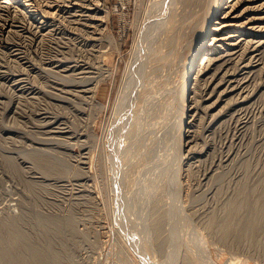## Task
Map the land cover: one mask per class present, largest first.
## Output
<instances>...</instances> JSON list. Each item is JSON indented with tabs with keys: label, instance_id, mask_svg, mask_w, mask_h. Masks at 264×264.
<instances>
[{
	"label": "rangeland",
	"instance_id": "1",
	"mask_svg": "<svg viewBox=\"0 0 264 264\" xmlns=\"http://www.w3.org/2000/svg\"><path fill=\"white\" fill-rule=\"evenodd\" d=\"M102 1L105 2V5L110 10L111 15H110V20L108 22L109 32H111V34L119 42V47L116 48L115 46H113L114 48L113 49L110 44L108 45V41H107L108 39H106L105 42L104 40H102V37L103 36L105 37L107 35L106 33H102V29L101 31L98 30L95 33H90L92 34L93 37L89 38L90 41H84L85 46H81V48L84 47L89 51V52L87 50L85 51L86 56H84L85 59H83V63L87 62L85 63L86 71L82 72L77 76L72 75L73 78L71 77V79L75 78V80H78L80 78L82 79L84 78L87 80L94 76L98 77L99 72L97 70H99L98 64H100L99 63L100 57H98L99 56L98 48H100V50H105V56L108 57L106 58L105 67L108 66L114 67L116 69L115 71H117V76L114 83H112L111 79L107 78L100 85L98 98L103 103L108 104L106 108L100 110H98L99 108L92 101H90L88 97L82 98L86 94L88 95L90 94L89 92L84 94L83 88H86L90 84L87 85L88 83H86V85H84L82 79H80L82 82L80 81L79 85L77 82L75 83L74 81H72L69 84V86L64 85L65 89L72 88L71 90L74 91L72 92L73 94L66 91L62 92L60 91L59 88V86L62 87V85H60V83L58 84L60 80H57L56 75H58L57 74L58 72L55 70L59 68L57 65L61 62L60 58L62 57V53H64L62 51H64L66 48L65 51H68L67 64L73 65L76 63V61L73 60L77 56L72 57V55L70 54L72 52H73L72 54H75V51H78V49L76 48L79 45H81L79 44L75 46L74 44L71 43L70 44L71 48H70L69 45L67 46V43H65L66 41L68 42V40L71 38L70 36L75 37L77 35L76 34L77 31H72L70 29V26L73 25L72 22H68L69 20L68 18L72 17L69 16V14L71 13L70 11L68 13L67 9L66 10L63 9L64 11L61 10L56 13L55 16L57 17V19H55V24L57 23L56 31L58 32L54 31L51 37H49L50 39L48 38V40L51 43L47 41V38L46 41L38 40L39 41L38 42L37 39L33 36V34H31V32L26 30L27 28L25 30H21L20 27H15L20 31L18 34H12V36L14 35L13 37L11 35H10L11 37L10 36L7 37V34L5 36V34L0 33V40L2 39L0 41V44L3 45V47L2 45H0L1 46L0 69H2V71H0V75H1L0 87L1 85L3 87L0 88V99L2 98L0 100V264H37V263L38 264H49V263L50 264H64V263L65 264H149V262L150 264H175V263L185 264L186 261H189L186 264L188 263L202 264L200 257L202 258L205 256L206 258V256L208 255H210L211 257L210 256L209 257L212 258L214 261L216 260V262L219 264H264V213H263L264 197H262L264 196V93H263L264 90H261L262 88H264L263 87L264 64H261V62H264L263 59L264 47H262L264 46V41L257 42L256 44L260 43L259 46L258 45L254 46L255 44L252 43L249 44L248 42H243V44H241V47L244 46L246 47L244 48L240 47L239 55L234 60V63H232L231 70L236 72L237 76L240 75L239 78L241 79V85L243 88L241 90V93H239L238 95L231 94L229 95L230 97L227 96L228 98L224 96V99L227 98L226 101L225 100L223 101L225 104L222 103V101L217 102L218 105L216 103L215 106L209 109L207 106L211 103L213 98L215 99L216 95L214 94L213 98L207 101L208 102L207 106L205 105L206 102H204V99L207 98L208 96L206 95V97L204 96L203 98L202 96L196 95L195 102L197 103H195V106L196 107L198 106L196 108L197 116H195L196 118L194 119H191V117H187V121L191 120L190 126L187 125L188 123L184 124L185 128L190 127V130L194 128V130H192V133L194 134V138L196 137L194 140V142L196 143L193 142L194 145H192L190 150H188L189 153H187L188 151L186 152V150H183L179 153L178 151H176V148H177V144L179 143L178 126L180 124L179 118L181 114V106L178 102H175L172 99V96H170L171 91L168 90L172 85V84L170 85V80H171V73L169 71L171 65L170 60L166 62L167 64H164L165 67L164 65L156 67L155 72L149 74L150 76L148 75L150 78L153 76L151 78L153 80L155 79L154 76L155 77L158 76L155 80L159 79V81H161L164 78L163 81H165L164 82L165 85L163 84V82L159 83L152 90L151 87L152 82H150V85L147 84L148 86L146 85L144 87V89L145 88L147 89L148 87L147 91L146 89L143 90L142 93H140V95L134 92L130 104L126 105V107H124V110L120 111L119 113L121 114V116L125 115L126 117L125 116L122 117L124 119L122 121L117 120L118 122L117 121L115 122L114 120L115 117L112 115L113 114L112 111L114 112L113 109L115 103L114 100L118 92V88L120 85L123 72L132 55L131 54L132 47L135 39L134 25H135L136 13H137L135 11H137L139 4L142 5L141 4L142 1L141 0H102ZM2 12L3 11L0 12V16ZM67 13H68V17H67ZM101 13L104 14V12ZM3 16L1 17L3 18ZM1 17H0V23L3 22V19ZM62 17H64V19H62ZM64 21L66 23L65 25L63 24ZM102 26H105V24L104 25L102 24ZM68 28L70 29V31H68L69 30ZM29 33L34 38L29 36ZM22 35H24L23 38H21ZM56 35L58 37H56ZM30 37L32 38V42L29 41L31 40ZM10 38L11 39L13 38L14 40L12 39L11 40L12 42H9ZM22 39L23 40L25 39L27 43ZM54 39L55 42H53ZM76 40L78 41V39ZM58 43L59 44L61 43L60 44L61 46L58 45ZM39 44L45 46L42 47L40 45L41 46L40 48ZM53 44H55V47H53L54 46ZM106 45L109 48L106 47ZM91 46L92 48H90ZM72 47L74 48V51ZM11 48L12 51L10 50ZM15 48H21L20 50L22 52L20 54L15 55V52L18 51L15 50ZM249 48L250 51L247 50ZM254 49L256 52L254 51ZM37 50L39 51L41 50V51L39 52ZM59 50L61 51V53ZM23 51L25 54L23 53ZM56 51L57 53H55ZM5 53H7V55ZM106 53L108 54L106 55ZM248 53L250 54L248 55ZM29 54H31L32 56ZM48 54L51 56H49ZM246 54L249 56V59ZM35 55L38 56L36 57ZM18 56H20L21 58ZM90 56L92 58H90ZM254 56H256L255 57L256 60L259 58L258 59L259 63L256 60H252L254 59L253 58ZM69 59L70 61H68ZM249 60L250 61L252 60L251 61L252 63L255 61V63L252 64L251 62H248ZM46 61L47 63L49 62L48 63L49 66L47 65ZM245 61L246 64H249V66L246 67L244 66ZM235 62L236 63L238 62V65L235 64ZM12 63L13 64L16 63V65H12ZM33 63L34 64L38 63V64L34 65ZM145 63L146 66L148 67L149 63H147V61L144 62V64ZM91 65L92 67H90ZM234 65H236V67ZM251 65L254 66L252 67ZM258 66L259 67L261 66L260 68L263 69L261 70ZM17 67L19 69H17ZM41 67H43V69ZM45 67L46 68L51 67V69H49L51 71L50 74H48L49 73L48 69H44ZM238 67L241 68V70ZM20 69H22L23 71L21 72ZM156 69L157 70L159 69V72ZM244 69L246 70L245 72L250 75V77L253 76L251 74H254V76L252 77V81L249 79L250 78L249 75L244 73ZM148 70L150 69L148 68ZM164 71H166L165 74H163ZM248 71H251V73ZM10 72L12 73V75ZM42 72L45 74H43ZM24 73L26 74L24 75ZM161 73L163 75H161ZM259 73L262 74L263 77L260 76ZM168 74H170L169 75L170 78L168 77ZM9 75L10 78L13 79L14 81L15 80L19 81L21 79L22 80L21 84L19 85L18 81L16 83V81L14 82L13 80L9 79ZM17 76L19 77L22 76V77L20 78L18 77L17 79ZM23 76H25V78ZM86 76L89 78H87ZM36 77H38V80L36 79ZM149 77L148 79H150ZM35 79L38 82H35L36 81ZM5 80H7L9 84ZM218 80L219 79H217V81ZM49 82L51 84L53 83L54 85L52 84L53 85L52 86L51 84H49ZM166 82L169 83L168 86ZM203 83H205V81ZM247 84L250 85L248 86ZM55 85H56L55 87L56 89L54 88ZM73 85L75 87H73ZM251 85L255 87L254 91H253L254 87H252ZM9 86H11L12 88ZM42 86L47 89L44 90ZM158 86L161 87V89L158 88L156 90ZM250 87L252 88L250 89ZM75 88L79 91H77ZM79 88H81L82 90H80ZM164 88L169 98H167V95L165 96V94H163L165 92V90L163 91ZM9 89L11 91H9ZM15 90H16V94H15ZM41 90L44 91V93ZM46 90L49 91L47 92ZM161 90L163 91L162 94H161ZM145 91L147 93H145ZM6 92L9 94H7ZM31 92L35 93L37 97L34 96V94H32ZM10 93L13 96H10L11 95ZM59 93H61L62 95ZM76 94L78 96L80 95L81 97L80 96L78 97ZM248 94L250 96H248ZM5 95H7V97H5ZM25 95H27L28 98H24ZM58 95H61L62 97H60L59 99ZM64 95H66L67 97ZM150 95L154 97H151ZM246 95L248 96L246 97L247 99L249 97L250 98L248 100L245 98L246 99L245 101V99H242L244 98L242 96H246ZM73 96H75V99ZM11 97L14 99H12ZM19 97L25 100H22ZM32 98L34 100L41 99L42 101L41 100L33 101ZM198 98L200 101L198 100ZM252 98L255 99L254 102ZM26 99H29L30 101H27ZM46 99H48L49 102ZM16 100H18V102ZM72 101L77 105L74 104ZM163 101H167V102H163ZM232 101L235 102L233 103ZM27 102L28 104H30V102L31 103L37 102V103L35 104L36 106L35 105L32 106L33 104L28 105ZM38 102L40 104L42 103L41 104L42 107L41 105H38L39 104ZM43 102H45L46 104ZM67 102L70 103L66 104ZM237 102L239 104H236ZM72 103L74 104V106ZM166 103L170 105L167 106ZM171 103L174 104L172 105ZM140 104L144 106L147 105L148 109L146 108V106L144 107L141 106ZM248 104L252 107L250 108ZM154 105L155 107L157 105L159 106H157L156 109ZM37 106L40 107L37 108ZM82 107H84L86 110L84 108L83 110ZM152 107H154V109ZM245 107H247V109H245ZM125 108H128L127 109L128 112H126L127 110H125ZM149 108L151 109L149 110ZM199 108L201 109L199 110ZM235 108H237L238 110ZM129 109H131V111ZM158 109L159 111H157ZM145 110L147 112L149 111L148 112L149 114L145 112ZM217 110L219 112H217ZM35 111H37L39 114L36 113ZM137 111L140 113L139 115ZM52 112H54L55 114ZM152 112L155 113L154 115H156L157 118L155 119L153 118L156 116H153ZM199 112L202 115H200ZM129 113L130 114L133 113L132 114L133 116L137 113L136 115H138V118L136 122L133 123L134 125L130 126L131 129L132 127L133 129L132 132L130 129L131 132V133L129 132L130 136L128 135L129 134L128 133L127 134L128 139H126L127 138L125 136L126 132L119 130V128L122 126L121 122L125 123V121H129V120L130 122H132V117L131 115H129ZM127 114H128V118H127ZM161 114L164 116V118H160V116L163 117ZM231 114L234 115L232 116ZM246 114L249 115L246 116ZM149 115L150 116L152 115L153 117L151 116L150 118ZM250 115L252 117H250ZM82 117L83 119L84 118L85 119L83 120ZM198 117L200 118L202 117L201 119H203L204 121L203 120L201 121V119L200 118L198 119ZM237 117L239 118L241 117V118L238 119ZM53 118L54 121H51L53 120ZM138 119L140 124L137 122ZM237 119L239 122L237 121ZM59 120H61V122ZM156 120H158L157 123ZM229 120H233V121H229ZM64 121L67 123H65ZM141 121L143 122L141 123ZM159 121L163 123L160 124ZM218 121L221 123H219ZM114 122L116 126L113 125ZM247 122L250 124H248ZM136 123H138L139 125L137 124L138 125L137 126ZM143 123L145 124V126ZM153 123L155 126H153ZM58 124H60V126ZM245 124L248 125H246L245 127L244 126ZM107 125L109 126V128ZM195 125L197 126L196 130H195ZM216 125L218 126L220 125V126L218 127ZM56 126L57 127L59 126L61 128L59 127L57 128ZM139 126L143 128L141 129ZM156 126L161 130H159L158 128L156 129L155 128ZM237 126L239 127L237 128ZM83 127L84 129L85 128L86 129L84 130ZM235 127L237 128V130H235L236 129ZM42 128L44 131L42 130ZM81 128L83 130H81ZM239 128H242L240 129L241 133ZM243 129L244 130L247 129V130H245L244 132ZM71 131H73L74 133ZM112 132L114 133L113 134L114 136L112 135ZM200 132L203 134H201ZM41 133L45 136V138L44 136H42ZM45 134H49V136ZM50 134L53 136H51ZM66 134H68L69 136ZM78 134L81 135L79 136ZM172 134H173V138H172ZM118 135L119 137L121 136L120 140L122 139L123 141L122 140L120 141L118 139L119 138ZM110 136H112L114 140L113 138L111 139ZM238 137L240 138V141ZM132 138L134 139L132 140ZM56 139L58 142L56 141ZM115 139H118L121 143ZM115 141L117 143L119 142V144H121V148H124L125 150L124 149L120 150V145H119V147L115 148V150L113 151V149H111V146ZM46 142L48 144H46ZM55 143L57 145H55ZM86 143L88 144V146ZM82 144L84 146H82ZM123 144L130 146L129 150H127L128 146H126L127 148H125ZM63 145H65L66 147ZM44 146L46 147V149ZM49 146H51L52 148ZM193 146L195 147L197 146V147L195 148ZM40 147L41 148L43 147L44 149H41ZM67 147H70L71 149ZM98 147L100 148V151H98L99 150ZM126 150L128 152L131 151L130 156H128L130 153H128ZM201 150H203V152H201ZM112 151L114 152V154ZM117 151L118 153H116ZM79 152H81L82 156L78 154ZM107 152L108 153L110 152V154H108ZM72 153L73 155H71ZM190 153H192L191 154L192 156H190ZM90 154L92 157H90ZM194 155L195 157H193ZM120 156L122 158H119ZM90 158L92 159L90 160ZM197 158L199 159L196 160ZM178 159L179 160L181 159L180 160L181 162ZM117 160L118 162H116ZM119 160L121 163L119 162ZM83 162L86 163L87 165L83 164ZM47 163L50 164L48 165ZM119 166L121 167L119 168ZM175 168L178 170H176ZM124 169L127 171H125ZM177 171L179 174L177 173ZM85 172L87 173L84 174ZM119 172L124 174L125 176L124 175L122 176V174H120ZM176 173L178 175H176ZM205 174L208 175L207 178H206L207 175ZM111 177H113V179ZM176 177L177 179H174ZM141 178H142V182H141ZM117 182H120V184ZM169 183L170 184L173 183V184L169 185ZM178 185H180L181 187ZM178 190L181 192H179ZM258 199L260 200L258 201ZM232 203L238 204V208L236 209L238 211L235 212L236 211L235 210L234 211L235 214L232 213L229 214L230 210H232L231 209V206H233ZM252 204L255 206V208L257 206V208L255 209ZM260 204L263 205L261 206V208H260ZM149 206H151L152 208L153 206L155 207L158 206L159 208L158 211L160 210L159 211L160 213L159 212L158 213L160 215H158L156 208L153 209L156 210L157 214L156 213L152 214L155 211L151 209V207ZM147 207H149L148 208L149 210L151 209V212L150 211L148 212ZM160 207L162 208V211L166 210V212L163 211V213L165 212L164 214L166 215L164 214L162 215L164 219L162 217L158 219V217L161 216L162 213ZM242 210L243 213L241 214L240 212H242ZM256 210H258L259 212ZM244 212L246 213V216ZM261 212L263 214V215L261 214L262 216L258 214ZM148 213L151 215H149ZM257 214L259 215L260 218L258 217ZM231 215L233 217H231ZM234 215L236 216L240 215L241 217H239L240 218L239 219L238 216L236 217ZM255 216L258 218H256ZM152 217H154L155 220ZM151 218L153 219V222L156 221V218L158 221L160 220L159 222L161 223L163 220L164 225L162 226L161 223L156 221L159 224V226L157 227L158 224H156V222L155 224L152 223ZM229 218L230 219L232 218L233 219V220L231 219L232 221L235 220L236 224H234V222H232ZM242 218H247V219H242ZM251 218L252 219L256 218L258 220L261 219L260 221L262 224L261 225L262 227L259 228V231L258 229H256L254 234H252L253 229L251 228V224H250L252 220ZM236 219L238 221H236ZM241 219L244 221H242ZM239 221L240 223L242 222V225L240 224L241 228L239 227ZM145 222H147L148 224H145ZM229 222L233 223L232 226L242 229V234L239 233L237 230L229 233L228 232L224 233V231L226 230L225 228ZM152 224H154L159 230L156 227H153L154 225L152 226ZM148 227H150V229ZM152 228H154L155 230ZM142 244H145L146 246H143ZM136 246L138 247V249ZM141 247L143 251L141 250ZM143 247L145 250L143 249ZM143 252L146 254L144 255ZM141 254L144 256H142ZM55 258L56 260L58 258L57 260L58 262L54 261Z\"/></svg>",
	"mask_w": 264,
	"mask_h": 264
},
{
	"label": "bare ground",
	"instance_id": "2",
	"mask_svg": "<svg viewBox=\"0 0 264 264\" xmlns=\"http://www.w3.org/2000/svg\"><path fill=\"white\" fill-rule=\"evenodd\" d=\"M141 1H142V3H141ZM140 1V3L142 4V5H140L139 4V7L137 8V11H135V12H137L136 13V18H135V39H134V44H133V47H132V55H131V58H130V60H129V62H128V64H127V66H126V68H125V70H124V72H123V75H122V78H121V81H120V85H119V88H118V92H117V95H116V98H115V100H114V107H113V109H114V112L112 111V115L115 117V122L118 120H124L122 117H124V116H121V114H119L120 113V111H122V110H124V107H126V105H129L130 104V102L132 101V97H133V94H134V92L136 93V94H139L140 95V93H142V91L143 90H145L144 89V87L147 85V84H149L150 85V82H152L151 83V87H152V90L155 88V86L157 85V84H159V83H162L163 82V84H164V82L165 81H163L164 80V78L161 80V81H159V79H157V80H155L158 76H154V80L153 79H151L149 76V74H152L153 72H155V68L156 67H159V66H162V65H164V64H167L166 62H168V60H170L171 61V65H170V73H171V80H170V85H171V87H170V89H168V90H170L171 91V93H170V96H172V99L175 101V102H178L179 104H180V106H181V114H180V124H179V126H178V128H179V143L177 144V148H176V151H178L179 153L181 152V151H183V150H186V152L188 151V150H190V148L192 147V145H194V143H196V142H194V140H195V138H194V134L192 133V130H194V128L192 129V130H190V127L189 128H185V126H184V124H187V125H189L190 126V122H191V120H189V121H187V117H191V119H194V118H196L195 116H197V114H196V108L198 107H196L195 106V103H197V102H195V97H196V95H198V96H202L203 98H204V96L206 97V95L208 96L207 98H205L204 99V102H206V106H207V101L208 100H210V99H212L213 98V96H214V94L216 95V97H215V99L213 98V100L211 101V103L207 106L208 107V109L209 108H212L213 106H215V104L217 103V102H221L222 101V103H224L223 101L225 100L226 101V99L228 98V97H230L229 95H233V94H239V93H241V90L243 89L242 88V85H241V79L239 78L240 77V75L239 76H237V73L236 72H234L233 70H231V67H232V63H234V60L237 58V56L239 55V52H240V47H241V44H243V42H248L249 44L250 43H252V44H255L254 46H259V44L260 43H258V44H256L257 42H262V41H264V0H141ZM66 10L67 9V12L69 13V11L71 12L70 14H69V16H72V17H70V18H68L69 20H68V22H72L73 23V25H71L70 26V29L72 30V31H77L76 32V36L75 37H73V36H70L71 38L68 40V42L66 41L65 43H67V46L69 45V47H70V44L72 43V44H74L75 46H77V45H79V44H81V45H79L76 49H78V51H80V52H78V51H75V54H70V55H72V57L73 56H77V57H75L74 58V60L73 61H76V63L75 64H73V65H69V64H67V53H68V51H65L66 50V48H65V50L64 51H62V52H64V53H62V57L60 58V63L57 65L59 68L58 69H56L55 71H57L58 73V75H56V78H57V80H60L59 82H58V84L60 83V85H62V87H60L59 86V88H60V91H66V92H70V93H72V92H74V91H72L71 89H65L64 88V85H68L69 86V84L72 82V81H74L75 83L77 82L78 83V85H79V82L81 81L80 79H82V78H80V79H78V80H75V78L74 79H71V77H72V75H75V76H77V75H79V74H81L82 72H84V71H86V69H85V63H87V62H85V63H83V59H85L84 58V56H86L85 54H86V50L88 51V49H86V48H81V46H85V42L84 41H90V37H93L92 36V34H90V33H95L96 31H101V29H102V33H106L107 35L104 37H102V40H104V42L106 41V39H108L107 41H108V45L110 44L111 46H112V48H113V46H115L116 48L117 47H119V42L115 39V37L111 34V32H109V27H108V22H109V20H110V10L107 8V6L105 5V2L104 1H102V0H0V12L1 11H3L2 13H1V16H3V22H1L0 23V33L1 34H5V36H6V34H7V37H9L10 35L12 36V34H18L19 33V29H16L15 27H20L21 28V30H25L26 28V30L27 31H29V32H31V34H33V36L37 39V41L38 40H40V41H46V38H47V41H49L48 40V38L49 37H51V35L53 34V32L54 31H56L57 30V28H56V24H55V19H57V17L55 16L56 15V13L58 12V11H64V10ZM101 12H104V14H102ZM62 13V12H61ZM65 13H66V11H65ZM68 13H67V17H68ZM102 15H101V14ZM3 14V15H2ZM63 14V13H62ZM61 14V15H62ZM135 14V13H134ZM64 15V14H63ZM135 16V15H134ZM59 18V17H58ZM1 19V20H2ZM62 19H64V17H62ZM65 19H67V18H65ZM58 21H59V19H58ZM67 21V20H66ZM56 22H57V20H56ZM58 24H61V23H58ZM64 25L66 24L65 23V21H64V23H63ZM62 24V25H63ZM102 24L104 25L105 24V26H102ZM68 25V24H67ZM69 26V25H68ZM67 26V27H68ZM82 26V27H81ZM102 26V27H101ZM65 27V26H64ZM59 29V28H58ZM62 29V28H61ZM69 29V28H68ZM70 29L68 30V31H70ZM64 30V29H63ZM65 31V30H64ZM78 31H80V32H78ZM22 32V31H21ZM26 32V31H25ZM56 32H58V31H56ZM66 33V32H65ZM25 34H27V33H25ZM100 34V33H99ZM63 35V34H62ZM67 35V34H66ZM66 35H65V37H66ZM10 36V37H11ZM14 36V35H13ZM12 36V37H13ZM23 36L24 35H22V37L21 38H23ZM29 36H31L30 35V33H29ZM60 36V35H59ZM64 36V35H63ZM96 36V35H95ZM27 37V36H26ZM32 37V36H31ZM30 37V38H31ZM34 37H32V38H34ZM56 37H58L57 35H56ZM32 38H31V40H29V38H28V40L29 41H31L32 42ZM53 38V37H52ZM55 38V37H54ZM69 38V37H68ZM67 38V39H68ZM100 38V37H99ZM257 38V39H256ZM8 39V38H7ZM13 39V38H12ZM11 38H10V41L9 42H12L11 40H12ZM16 39V38H15ZM50 39V38H49ZM61 39V38H60ZM76 39H78V41L76 40ZM101 39V38H100ZM99 39V40H100ZM261 39H263V40H261ZM2 40V39H1ZM0 40V41H1ZM14 40V39H13ZM23 40V39H22ZM59 40V39H58ZM64 40H65V38H64ZM94 40V39H93ZM97 40V39H96ZM17 41V40H16ZM23 41H25V39L23 40ZM53 41V40H52ZM63 41V40H62ZM14 42V41H13ZM26 42V41H25ZM39 42V41H38ZM50 42V41H49ZM53 42H55V39H54V41ZM57 42V41H56ZM77 42H78V44H77ZM100 42V41H99ZM103 42V43H104ZM22 43H24V42H22ZM27 43V42H26ZM28 43H30V42H28ZM42 43V42H41ZM51 43V42H50ZM90 43V42H89ZM36 44H38V43H36ZM49 44V43H48ZM61 44V43H60ZM59 43H58V45H60ZM96 44V43H95ZM0 45H2V44H0ZM9 45V44H8ZM41 44H39V46H40ZM51 45V44H50ZM54 45V46H53ZM52 46L53 47H55V44H53ZM91 45H93V44H91ZM6 46V45H5ZM38 46V45H37ZM36 46V47H37ZM38 46V47H39ZM42 46V45H41ZM41 46H40V48H41ZM45 46V45H44ZM44 46H42V47H44ZM61 46V45H60ZM63 46H65V45H63ZM66 46V47H67ZM74 46V47H75ZM261 46V45H260ZM1 47V46H0ZM2 47H3V45H2ZM18 47H19V45H18ZM30 47V46H29ZM29 47H27V48H29ZM34 47V46H33ZM37 47V48H38ZM51 47V46H50ZM106 47H108L107 45H106ZM244 47H246V46H244ZM244 47H241V48H244ZM262 47H264V46H262ZM262 47H261V50H262ZM8 48H9V46H8ZM23 48V47H22ZM35 48V47H34ZM48 48V47H47ZM68 48V47H67ZM71 48V47H70ZM73 48V47H72ZM80 48V49H79ZM90 48H92V46L90 47ZM96 48H98V47H96ZM109 48V47H108ZM111 48V47H110ZM258 48V47H257ZM260 48V47H259ZM21 48H15V50H18L17 52H15V55L16 54H20L22 51L20 50ZM50 49V48H49ZM48 49V50H49ZM53 49V48H52ZM99 49V56L98 57H100V61H99V63L100 64H98V68H99V70H97L98 72V77L97 76H94V77H91L90 79H87V80H89V81H87L86 79H82V81L84 82L83 84L84 85H86V83H88L87 85H89V86H87L86 88H83L84 90V94L85 93H87V92H89L90 94L88 95V94H86L84 97H82V98H85V97H88L89 98V100L90 101H92L99 109L98 110H100V109H103V108H106L107 106H108V104H105V103H103L99 98H98V92H99V88H100V85L102 84V82L103 81H105L107 78H109V79H111L112 80V83H114V81H115V79H116V76H117V71H115L116 69L114 68V67H111V66H108V67H105V62H106V58H108L107 56H105V50H100V48H98ZM106 49V48H105ZM114 49V48H113ZM5 50V49H4ZM11 51H12V48L10 49ZM32 50H33V48H32ZM42 50V49H41ZM40 50V51H41ZM94 50V49H93ZM246 50V49H245ZM247 50H249L250 51V48L249 49H247ZM260 50V51H261ZM30 51V50H29ZM37 51H39V50H37ZM39 51V52H40ZM45 51V50H44ZM51 51V50H50ZM53 51V50H52ZM55 51V50H54ZM60 51V50H59ZM73 51H74V48H73ZM102 51V52H101ZM243 51V50H242ZM254 51H255V49H254ZM9 52V51H8ZM76 52H78V53H76ZM89 52V51H88ZM91 52V51H90ZM98 52V51H97ZM107 52V51H106ZM111 52V51H110ZM247 52V51H246ZM253 52V51H252ZM256 52V51H255ZM258 52V51H257ZM4 53V52H3ZM10 53H12V52H10ZM23 53H24V51H23ZM30 53V52H29ZM43 53V52H42ZM55 53H57V51L55 52ZM60 53H61V51H60ZM70 53V52H69ZM95 53V52H94ZM109 53V52H108ZM108 53H106V55L108 54ZM243 53V52H242ZM254 53V52H253ZM252 53V54H253ZM263 53H264V51H263ZM6 55H7V53H5ZM25 54V53H24ZM37 54V53H36ZM50 54H51V52H50ZM54 54V53H53ZM90 54V53H89ZM88 54V55H89ZM250 53H248V55H249ZM251 54V55H252ZM259 54H261V53H259ZM9 55V54H8ZM12 55V54H11ZM29 55H31V54H29ZM39 55V54H38ZM37 55V56H38ZM42 55V54H41ZM40 55V56H41ZM49 55V54H48ZM57 55V54H56ZM59 55V54H58ZM97 55H98V53H97ZM241 55V54H240ZM244 55V54H243ZM247 55V54H246ZM247 55V56H248ZM4 56V55H3ZM2 56V57H3ZM21 56V55H20ZM20 56H18V57H20ZM32 56V55H31ZM36 56V55H35ZM36 56V57H37ZM49 56H51V55H49ZM61 56V55H60ZM59 56V57H60ZM96 56V55H95ZM105 56V57H104ZM247 56H246V58H247ZM253 56V55H252ZM260 56V55H259ZM69 57V56H68ZM240 57V56H239ZM243 57V56H242ZM241 57V58H242ZM251 57V56H250ZM256 56H254L253 58L254 59H252V60H256V58H255ZM10 58V57H9ZM8 58V59H9ZM13 58V57H12ZM14 58H16V57H14ZM21 58V57H20ZM35 58V57H34ZM39 58V57H38ZM41 58V57H40ZM46 58V57H45ZM90 58H92L91 56H90ZM261 58V57H260ZM11 59V58H10ZM33 59V58H32ZM42 59V58H41ZM53 59H55V58H53ZM64 59H66V60H64ZM88 59V58H87ZM86 59V60H87ZM240 59V58H239ZM245 59V58H244ZM248 59H249V56H248ZM251 59V58H250ZM259 59V58H258ZM258 59L256 60V61H258ZM264 59V58H263ZM4 60H5V58H4ZM7 60V59H6ZM12 60V59H11ZM26 60V59H25ZM31 60V59H30ZM46 60V59H45ZM44 60V61H45ZM49 60V59H48ZM58 60V59H57ZM92 60V59H91ZM96 60V59H95ZM251 60V61H252ZM2 61H3V59H2ZM8 61V60H7ZM13 61V60H12ZM17 61H18V59H17ZM24 61V60H23ZM34 61V60H33ZM41 61V60H40ZM56 61V60H55ZM59 61V60H58ZM68 61H70V59L68 60ZM82 61V62H81ZM128 61V60H127ZM147 61V63H149V65H148V67L146 66V63L144 64V62H146ZM250 60L248 61V62H251ZM1 62V61H0ZM16 62V61H15ZM20 62V61H19ZM31 62V61H30ZM35 62H37V61H35ZM42 62V61H41ZM21 63V62H20ZM46 63H47V61H46ZM49 63V62H48ZM48 63H47V65H48ZM108 63V62H107ZM158 63V64H157ZM242 63H243V61H242ZM252 63V62H251ZM253 63H255V61L253 62ZM252 63V64H253ZM258 63H259V61H258ZM34 64V63H33ZM38 64V63H37ZM37 64H34V65H37ZM235 64H237L238 65V62L236 63L235 62ZM261 64H264V62H261ZM260 64V65H261ZM12 65H16V63L15 64H13L12 63ZM40 65V64H39ZM42 65V64H41ZM45 65V64H44ZM46 65V66H47ZM52 65H53V63H52ZM55 65V64H54ZM90 65V64H89ZM239 65H241V64H239ZM256 65V64H255ZM4 66V65H3ZM49 66V65H48ZM95 66V65H94ZM149 66H151V67H149ZM235 67H236V65H234ZM243 66V65H242ZM245 67L246 66H249V64H246V61H245V65H244ZM252 66V65H251ZM254 66V65H253ZM252 66V67H253ZM264 66V65H263ZM16 67V66H15ZM15 67H14V69H15ZM31 67V66H30ZM34 67V66H33ZM90 67H92V65L90 66ZM96 67V66H95ZM164 67H165V65H164ZM168 67H169V64H168ZM240 67V66H239ZM238 67V68H239ZM251 67V68H252ZM259 67V66H258ZM261 67V66H260ZM259 67V68H260ZM6 68V67H5ZM8 68V67H7ZM42 69H43V67H41ZM148 68L150 69V70H148ZM259 68H258V70H259ZM9 69V68H8ZM17 69H19L18 67H17ZM22 69H23V66H22ZM22 69H20V71L22 72L23 70ZM36 69V68H35ZM44 69H51V67H49V68H44ZM79 69H81V70H79ZM169 69V68H168ZM240 70H241V68H239ZM247 69H249V68H247ZM255 69H256V67H255ZM261 69V68H260ZM263 69V68H262ZM261 69V70H262ZM5 70V69H4ZM7 70V69H6ZM12 70H13V67H12ZM25 70H26V68H25ZM28 70V69H27ZM41 70V69H40ZM154 70V71H153ZM157 70V69H156ZM236 70H238V69H236ZM235 70V71H236ZM0 71H2V69H0ZM35 71V70H34ZM43 71V70H42ZM73 71H75V72H73ZM158 72H159V69L157 70ZM246 70L244 69V73H246L245 72ZM9 72V71H8ZM12 72V71H11ZM10 72V73H11ZM18 72V71H17ZM26 72V71H25ZM46 72H47V70H46ZM50 70H49V73L48 74H50ZM73 72V73H72ZM163 72V71H162ZM165 72L166 71H164V73L163 74H165ZM238 72H240V71H238ZM248 72H250L251 73V71H248ZM254 72V71H253ZM252 72V73H253ZM13 73V72H12ZM12 73H11V75H12ZM16 73V72H15ZM20 73V72H19ZM37 73V72H36ZM35 73V74H36ZM39 73H41V72H39ZM43 73V72H42ZM209 73V74H208ZM243 73V72H242ZM6 74V73H5ZM26 73H24V75H25ZM31 74V73H30ZM32 74H34V73H32ZM43 74H45V73H43ZM47 74V73H46ZM56 74V73H55ZM88 74V73H87ZM92 74V73H91ZM156 74V73H155ZM162 73H161V75H163ZM207 74H208V76H207ZM247 74V73H246ZM260 74V73H259ZM37 75V74H36ZM84 75H86V74H84ZM94 75V74H93ZM149 75V76H148ZM158 75V74H157ZM169 75L170 74H168V77H169ZM245 75V74H244ZM247 75H249V74H247ZM251 75H253L254 76V74H251ZM1 76V75H0ZM15 76V75H14ZM13 76V77H14ZM34 76V75H33ZM39 76V75H38ZM45 76V75H44ZM53 76V75H52ZM90 76V75H89ZM92 76V75H91ZM206 76H207V78H206ZM243 76V75H242ZM241 76V77H242ZM252 76V77H253ZM260 76H262V74H260ZM18 77L19 76H17V79H18ZM20 77H22V76H20ZM19 77V78H20ZM24 78H25V76H23ZM48 77V76H47ZM54 77H55V75H54ZM85 77V76H84ZM87 77V76H86ZM148 77L150 78V79H148ZM160 77V76H159ZM162 77V76H161ZM165 77V76H164ZM245 77V76H244ZM249 77H250V75H249ZM248 77V78H249ZM252 77H250L249 79L252 81ZM256 77V76H255ZM254 77V78H255ZM263 77V76H262ZM3 78V77H2ZM45 78V77H44ZM73 78V77H72ZM87 78H89V77H87ZM170 78V77H169ZM243 78V77H242ZM246 78H247V76H246ZM253 78V79H254ZM6 79V78H5ZM9 79H11L10 78V75H9ZM9 79H8V81H9ZM36 79L38 80V77H36ZM35 79V80H36ZM40 79V78H39ZM49 79H52V78H49ZM54 79V78H53ZM77 79V78H76ZM168 79V78H167ZM217 79H219L218 81H217ZM264 79V78H263ZM11 80H13V79H11ZM10 80V81H11ZM28 80V79H27ZM26 80V81H27ZM32 80V79H31ZM35 81V82H38V81ZM42 80V79H41ZM55 80V79H54ZM247 80V79H246ZM4 81V80H3ZM5 81H7V80H5ZM8 81H7V83H8ZM14 81V80H13ZM16 81V80H15ZM14 81V82H15ZM18 81V80H17ZM17 81H16V83H17ZM40 81V80H39ZM81 81V82H82ZM148 81V82H147ZM205 81V83H203ZM250 81V82H251ZM254 81H256V80H254ZM258 81V80H257ZM21 82H22V80L20 79L19 81H18V83H19V85L21 84ZM25 82V81H24ZM33 82V81H32ZM46 82H48V81H46ZM51 82V81H50ZM49 82V84H51ZM55 82V81H54ZM168 82V81H167ZM166 82V83H167ZM259 82H260V80H259ZM6 83V82H5ZM11 83V82H10ZM13 83V82H12ZM29 83V82H28ZM34 83V82H33ZM33 83H31V84H33ZM57 83V82H56ZM203 83V84H202ZM252 83V82H251ZM9 84V83H8ZM43 84H44V82H43ZM47 84V83H46ZM45 84V85H46ZM53 84V83H52ZM51 84V85H52ZM74 84V83H73ZM168 84L169 83H167V86H168ZM243 84V83H242ZM5 85H7V84H5ZM23 85V84H22ZM37 85V84H36ZM42 85V84H41ZM44 85V86H45ZM54 85V84H53ZM52 85V86H53ZM72 85V84H71ZM165 85V84H164ZM169 85V86H170ZM248 85V84H247ZM250 85V84H249ZM248 85V86H249ZM254 85V84H253ZM253 85H251L252 87H254ZM255 85H258V84H255ZM34 86H35V84H34ZM113 86H114V84H113ZM148 86V85H147ZM166 86V87H167ZM262 86V85H261ZM1 87H2V85H1ZM0 87V88H1ZM6 87V86H5ZM9 87H11V86H9ZM26 87V86H25ZM43 87V86H42ZM56 87V85L54 86V88ZM72 87V86H71ZM73 87H75L74 85H73ZM82 87V86H81ZM112 87V86H111ZM165 87V88H166ZM245 87V86H244ZM252 87H250V89L252 88ZM257 87V86H256ZM264 87V86H263ZM3 88V87H2ZM12 88V87H11ZM18 88V87H17ZM19 88H20V86H19ZM32 88H34V87H32ZM44 88V90L45 89H47V88H45V87H43ZM68 88H70V87H68ZM77 88V87H76ZM75 88V89H76ZM158 88H160L161 89V87H157L156 88V90L158 89ZM163 88V87H162ZM165 88L163 89V91L165 90ZM247 88V87H246ZM245 88V89H246ZM249 88V87H248ZM23 89V88H22ZM29 89V88H28ZM31 89V88H30ZM36 89V88H35ZM39 89V88H38ZM42 89V88H41ZM56 89V88H55ZM62 89V90H61ZM65 89V90H64ZM80 90H82L81 88H79ZM147 89H148V87H147ZM147 89H146V91H147ZM159 89V90H160ZM167 89V88H166ZM13 90V89H12ZM21 90V89H20ZM70 90V91H69ZM74 90V89H73ZM77 90V89H76ZM75 90V91H76ZM158 90V91H159ZM255 90V87H254V89H253V91ZM258 90V89H257ZM261 90H264V88H262ZM3 91H4V89H3ZM9 91H11L10 89H9ZM23 91V90H22ZM30 91V90H29ZM34 91V90H33ZM36 91V90H35ZM42 91V90H41ZM47 92L49 91V90H46ZM53 91V90H52ZM55 91V90H54ZM57 91V90H56ZM77 91H79V90H77ZM145 91V93H147ZM157 91V92H158ZM163 91L161 90V94L163 93ZM13 92V91H12ZM39 92V91H38ZM43 93H44V91H42ZM51 92V91H50ZM148 92H149V90H148ZM251 92V91H250ZM263 92V91H262ZM262 92H260V93H262ZM7 93V92H6ZM32 93V92H31ZM42 93V94H43ZM54 93V92H53ZM78 93V92H77ZM144 93V94H145ZM169 93V92H168ZM244 93V92H243ZM252 93V92H251ZM256 93V92H255ZM264 93V92H263ZM7 94H9V93H7ZM11 94V93H10ZM15 94H16V90H15ZM18 94V93H17ZM25 94H27V93H25ZM32 94H34V96H36V94L35 93H32ZM31 94V95H32ZM40 94H41V92H40ZM55 94H57V93H55ZM59 94H61V93H59ZM73 94V93H72ZM75 94V93H74ZM149 94V93H148ZM147 94V95H148ZM159 94H160V92H159ZM163 94H165V96L167 95V93H166V90H165V92L163 93ZM250 94V93H249ZM248 94V96H250ZM24 95V94H23ZM23 95H22V97H23ZM30 95V94H29ZM38 95V94H37ZM48 95V94H47ZM50 95V94H49ZM62 95V94H61ZM61 95H58L59 96V99H60V97H62ZM66 95H67V93H66ZM66 95H64V96H66ZM77 95V94H76ZM153 95V94H152ZM155 95V94H154ZM245 95V94H244ZM254 95V94H253ZM10 96H13L12 94L10 95ZM19 96V95H18ZM20 96H21V94H20ZM27 95H25V97L24 98H28V96L26 97ZM44 96V95H43ZM58 96H56V97H58ZM69 96V95H68ZM78 96V95H77ZM80 96V95H79ZM78 96V97H79ZM82 96H83V94H82ZM151 96V95H150ZM160 96H162V95H160ZM224 96L225 97H227L226 99H224ZM247 95L246 96H242V97H244V98H242V99H245L246 97H248ZM2 97V96H1ZM4 97V96H3ZM5 97H7V95H5ZM33 97V96H32ZM37 97V96H36ZM45 97V96H44ZM43 97V98H44ZM67 97V96H66ZM71 97V96H70ZM74 97V99H75V96H73ZM73 97H72V99H73ZM81 97V96H80ZM151 97H154V96H151ZM235 97V96H234ZM234 97H233V99H234ZM239 97V96H238ZM253 97V96H252ZM12 98V97H11ZM16 98V97H15ZM19 98H21V97H19ZM42 98V99H43ZM51 98V97H50ZM139 98V97H138ZM137 98V99H138ZM166 98V97H165ZM167 98H169L168 97V95H167ZM171 98V97H170ZM203 98H200V99H203ZM250 98V97H249ZM248 98V99H249ZM255 98H256V96H255ZM257 98H258V96H257ZM2 99V98H1ZM0 99V100H1ZM10 99V98H9ZM12 99H14V98H12ZM18 99V98H17ZM22 99V98H21ZM20 99V100H21ZM33 99V98H32ZM45 99V98H44ZM57 99V98H56ZM58 99V100H59ZM67 99V98H66ZM71 99V98H70ZM135 99V98H134ZM145 99H146V96H145ZM144 99V100H145ZM150 99H152V98H150ZM150 99H148V100H150ZM155 99V98H154ZM154 99H153V102H154ZM229 99H232V98H229ZM247 99V98H246ZM246 99H245V101H246ZM247 99V100H248ZM253 99V102H254V98H252ZM263 99V98H262ZM19 100V101H20ZM22 100H25V99H22ZM27 101H30L29 99H26ZM35 100H41V99H35ZM34 99H33V101H35ZM46 100H48V99H46ZM46 100H45V102H46ZM81 100V99H80ZM140 100V99H139ZM157 100V99H156ZM159 100H160V97H159ZM165 100V99H164ZM171 100V99H170ZM172 100V101H173ZM198 100H199V98H198ZM238 100V99H237ZM241 100V99H240ZM251 100V99H250ZM257 100H259V99H257ZM4 101H5V99H4ZM11 101V100H10ZM17 102H18V100H16ZM42 101V100H41ZM40 101V102H41ZM53 101V100H52ZM60 101V100H59ZM58 101V102H59ZM62 101V100H61ZM90 101H88V102H90ZM141 101V100H140ZM142 101H143V99H142ZM147 101V100H146ZM200 101V100H199ZM198 101V102H199ZM228 101V100H227ZM239 101V100H238ZM242 101V100H241ZM259 101H261V100H259ZM263 101V100H262ZM14 102V101H13ZM21 102H23V101H21ZM45 102H43V103H45ZM48 102H49V100H48ZM56 102V101H55ZM58 102H57V104H58ZM65 102V101H64ZM73 102V101H72ZM145 102V101H144ZM161 102V101H160ZM163 102H167V101H163ZM230 102V101H229ZM233 102V101H232ZM235 102V101H234ZM233 102V103H234ZM240 102V101H239ZM256 102V101H255ZM20 103V102H19ZM37 103V102H36ZM36 103H31L30 102V104L32 105V106H34ZM39 103V102H38ZM51 103V102H50ZM49 103V104H50ZM53 103V102H52ZM60 103V102H59ZM70 103V102H69ZM68 102L66 103V104H69ZM74 103V102H73ZM72 103V104H73ZM136 103V102H135ZM170 103V102H169ZM202 103V102H201ZM257 103V102H256ZM27 104H28V102H27ZM30 104H28V105H30ZM42 104V103H41ZM40 103L38 104V105H41ZM46 104V103H45ZM48 104V103H47ZM55 104V103H54ZM61 104V103H60ZM74 104H76V103H74ZM74 104H73V106H74ZM83 104V103H82ZM132 104V103H131ZM152 104V103H151ZM167 104V106H169L168 105V103H166ZM172 104V103H171ZM174 104V103H173ZM172 104V105H173ZM203 104V103H202ZM201 104V105H202ZM225 104V103H224ZM228 104V103H227ZM226 104V105H227ZM229 104H231V103H229ZM236 104H239L238 102L236 103ZM236 104H235V106H236ZM243 104V103H242ZM253 104H255V103H253ZM19 105V104H18ZM62 105V104H61ZM64 105V104H63ZM71 105V104H70ZM77 105V104H76ZM75 105V106H76ZM91 105V104H90ZM94 105V106H95ZM137 105V104H136ZM141 106H144V105H142V104H140ZM200 105V104H199ZM204 105V104H203ZM217 105H218V103H217ZM247 105V104H246ZM245 105V106H246ZM249 105V104H248ZM36 106V105H35ZM72 106V105H71ZM138 106V105H137ZM146 106V108H147V105H145ZM144 106V107H145ZM153 106V105H152ZM157 106H159V105H157ZM156 106V107H157ZM176 106V105H175ZM174 106V107H175ZM250 106V105H249ZM262 106H263V103H262ZM38 107H40V106H37V108ZM41 107H42V105H41ZM78 107H81V106H78ZM87 107V106H86ZM154 107H155V105H154ZM154 107H152L153 109H154ZM155 107V108H156ZM200 107V106H199ZM205 107V106H204ZM219 107V106H218ZM218 107H216V108H218ZM227 107V106H226ZM229 107V106H228ZM241 107H242V105H241ZM252 106H250V108H251ZM84 107H82V109H83ZM132 108V107H131ZM139 108V107H138ZM146 108H144V109H146ZM159 108V107H158ZM231 108V107H230ZM85 109V108H84ZM83 109V110H84ZM92 109V108H91ZM128 108H125V110H127ZM148 109V108H147ZM151 108H149V110H150ZM157 109V108H156ZM160 109V108H159ZM159 109L157 110V111H159ZM195 109V110H194ZM201 108H199V110H200ZM204 109V108H203ZM206 109V108H205ZM221 109H223V108H221ZM235 109H237V108H235ZM240 109V108H239ZM245 109H247V107H245ZM35 110H37V109H35ZM81 110V109H80ZM86 110V109H85ZM130 111H131V109H129ZM135 110V109H134ZM161 110H162V108H161ZM198 110V111H199ZM219 110V109H218ZM217 110V112H219ZM238 110V109H237ZM236 110V111H237ZM243 110V109H242ZM47 111H49V110H47ZM47 111H46V113H47ZM139 111V110H138ZM137 111V112H138ZM193 111V112H192ZM197 111V112H198ZM210 111V110H209ZM213 111V110H212ZM247 111V110H246ZM36 113H38L37 111H35ZM51 112V111H50ZM49 112V113H50ZM85 112V111H84ZM126 112H128V110L126 111ZM125 112V113H126ZM145 112H147L146 110H145ZM149 112V111H148ZM147 112V113H148ZM192 112V113H191ZM201 112V111H200ZM199 112V113H200ZM224 112H225V110H224ZM235 112V111H234ZM240 112V111H239ZM239 112H237V113H239ZM243 112V111H242ZM245 112V111H244ZM35 113V114H36ZM48 113V114H49ZM52 113H54V112H52ZM131 113V112H130ZM129 113V115H131V117H132V122H130V120L129 121H125V123H124V125H123V123L121 122V124H122V126L119 128V130H122V131H124V132H126L125 134V136L127 137H125L126 139H128V136H127V134L130 132V129H131V127L130 126H132V125H134L133 123H135L136 122V120H137V118H138V115L140 114L139 112H138V115H136L135 113V115L133 116L132 114H130ZM153 113V112H152ZM212 113V112H211ZM223 113V112H222ZM237 113H235V114H237ZM34 114V115H35ZM39 114V113H38ZM44 114V113H43ZM47 114V115H48ZM55 114V113H54ZM119 114V115H118ZM149 114V113H148ZM155 113H153L152 115L153 116H156V115H154ZM156 114H157V112H156ZM158 114H160V113H158ZM204 114V113H203ZM206 114V113H205ZM208 114H209V112H208ZM245 114V113H244ZM29 115H31V114H29ZM142 115V114H141ZM145 115V114H144ZM147 115V114H146ZM151 115V116H152ZM162 115V114H161ZM200 115H202L201 113H200ZM199 115V116H200ZM217 115V114H216ZM225 115V114H224ZM223 115V116H224ZM232 115V114H231ZM234 115V114H233ZM232 115V116H233ZM247 115H249V114H246V116ZM43 116V115H42ZM57 116V115H56ZM120 116H121V118H120ZM143 116V115H142ZM141 116V117H142ZM150 116V115H149ZM151 116H150V118H151ZM152 116V117H153ZM163 116V115H162ZM214 116V115H213ZM219 116V115H218ZM222 116V117H223ZM226 116V115H225ZM236 116H238V115H236ZM235 116V117H236ZM244 116V115H243ZM243 116H242V118H243ZM58 117V116H57ZM110 117H112V116H110ZM126 117V116H125ZM144 117V116H143ZM211 117V116H210ZM228 117V116H227ZM226 117V118H227ZM235 117H233V118H235ZM250 117H252L251 115H250ZM250 117H248V118H250ZM43 118V117H42ZM127 118H128V114H127ZM154 119L155 118H157V116L156 117H153ZM160 118H164V116L163 117H161L160 116ZM200 117H198V119H199ZM202 118V117H201ZM200 118V119H201ZM204 118V117H203ZM209 118V117H208ZM215 118H216V116H215ZM214 118V119H215ZM218 118V117H217ZM232 118V117H231ZM238 119H240L239 117H237ZM245 118V117H244ZM36 119V118H35ZM45 119V118H44ZM49 119V118H48ZM82 119H83V117H82ZM81 119V120H82ZM85 119V118H84ZM83 119V120H84ZM130 119V118H129ZM146 119H147V116H146ZM213 119V118H212ZM211 119V120H212ZM220 119V118H219ZM228 119V118H227ZM238 119H237V121H238ZM246 119V118H245ZM145 120V119H144ZM151 120V119H150ZM197 120V119H196ZM203 119H201V121H202ZM224 120V119H223ZM241 120H243V119H241ZM250 120V119H249ZM248 120V121H249ZM37 121V120H36ZM40 121V120H39ZM38 121V122H39ZM42 121V120H41ZM51 121H54V118H53V120H51ZM60 122H61V120H59ZM117 121V122H118ZM147 121H149V120H147ZM157 121L158 120H156V123H157ZM198 121H200V120H198ZM204 121V120H203ZM206 121V120H205ZM210 121V120H209ZM220 121V120H219ZM218 121V122H219ZM227 121V120H226ZM229 121H233V120H229ZM228 121V122H229ZM247 121V120H246ZM60 122H58V123H60ZM63 122V121H62ZM65 122V121H64ZM115 122L113 123V125H115L116 126V124H115ZM138 123H139V119H138V121H137ZM143 121H141V123H142ZM145 122V121H144ZM153 122H155V121H153ZM160 122V121H159ZM223 122V121H222ZM234 122H236V121H234ZM239 122V121H238ZM238 122H237V124H238ZM251 122H252V120H251ZM41 123V122H40ZM65 123H67V122H65ZM83 123V122H82ZM138 123H136V125L138 124ZM161 123H163V122H160V124ZM192 123H194V122H192ZM212 123V122H211ZM219 123H221V122H219ZM224 123V122H223ZM241 123V122H240ZM244 123H245V121H244ZM248 123V122H247ZM36 124V123H35ZM45 124V123H44ZM52 124V123H51ZM140 124V123H139ZM138 124V125H139ZM144 124V123H143ZM151 124V123H150ZM210 124V123H209ZM243 124V123H242ZM248 124H250V123H248ZM248 124H245L244 126L246 127V125H248ZM38 125V124H37ZM46 125H47V122H46ZM50 125V124H49ZM55 125V124H54ZM59 126H60V124H58ZM62 125V124H61ZM64 125V124H63ZM68 125V124H67ZM109 125V124H108ZM107 125V126H108ZM137 125V126H138ZM152 125V124H151ZM158 125V124H157ZM164 125V124H163ZM211 125V124H210ZM213 125V124H212ZM223 125V124H222ZM235 125H236V123H235ZM41 126V125H40ZM58 126V127H59ZM69 126V125H68ZM87 126V125H86ZM137 126H136V128H137ZM144 126H145V124H144ZM153 126H155L154 125V123H153ZM159 126V125H158ZM162 126V125H161ZM194 126V125H193ZM216 126H218V125H216ZM220 126V125H219ZM218 126V127H219ZM239 126H240V124H239ZM239 126H237V128L239 127ZM35 127V126H34ZM42 127V126H41ZM55 127V126H54ZM57 127V126H56ZM57 127V128H58ZM114 127V126H113ZM118 127V126H117ZM140 127V126H139ZM148 127V126H147ZM164 127V126H163ZM196 125H195V130H196ZM215 127V126H214ZM53 128V127H52ZM52 128H50V129H52ZM59 128H61V127H59ZM69 128V127H68ZM107 128V127H106ZM108 128H109V126H108ZM141 129L143 128V127H140ZM139 128V129H140ZM145 128V127H144ZM156 129L158 128L157 126L155 127ZM162 128V127H161ZM223 128V127H222ZM221 128V129H222ZM236 128V127H235ZM237 128L235 129V130H237ZM242 128H243V126H242ZM242 128H239V130L240 129H242ZM37 129V128H36ZM45 129V128H44ZM55 129V128H54ZM83 129H84V127H83ZM82 128H81V130H83ZM86 129V128H85ZM84 129V130H85ZM132 129H133V127H132ZM132 129H131V132H132ZM153 129V128H152ZM159 129V128H158ZM217 129V128H216ZM38 130V129H37ZM42 130H43V128H42ZM65 130V129H64ZM75 130V129H74ZM80 130V131H81ZM89 130V129H88ZM112 130V129H111ZM159 130H161V129H159ZM177 130V129H176ZM197 130H198V128H197ZM244 130V129H243ZM245 130H247V129H245ZM245 130H244V132H245ZM44 131V130H43ZM56 131H57V129H56ZM134 131V130H133ZM136 131V130H135ZM156 131H158V130H156ZM38 132H40V131H38ZM42 132V131H41ZM48 132V131H47ZM63 132V131H62ZM70 132V131H69ZM69 132H67V133H69ZM71 132H73V131H71ZM84 132V131H83ZM82 132V133H83ZM89 132V131H88ZM87 132V133H88ZM104 132H105V130H104ZM106 132H107V130H106ZM117 132H118V130H117ZM121 132V131H120ZM130 132V133H131ZM141 132V131H140ZM193 132H195V131H193ZM196 132H198V131H196ZM46 133V132H45ZM74 133V132H73ZM80 133V132H79ZM130 133L128 134L129 136H130ZM136 133V132H135ZM173 133V132H172ZM201 133V132H200ZM240 133H241V130H240ZM42 134V133H41ZM54 134V133H53ZM59 134V133H58ZM72 134V133H71ZM84 134V133H83ZM114 133L112 132V135H113ZM119 134V133H118ZM121 134V133H120ZM133 134V133H132ZM142 134V133H141ZM201 134H203V133H201ZM239 134V133H238ZM245 134V133H244ZM45 135H48L49 136V134H45ZM51 135V134H50ZM60 135V134H59ZM62 135H63V133H62ZM61 135V136H62ZM66 135H68V134H66ZM79 135V134H78ZM77 135V136H78ZM81 135V134H80ZM79 135V136H80ZM122 135V134H121ZM174 135H175V132H174ZM246 135V134H245ZM244 135V136H245ZM42 136H44L43 134H42ZM51 136H53V135H51ZM69 136V135H68ZM71 136V135H70ZM114 136V135H113ZM139 136H141V135H139ZM239 136V135H238ZM241 136V135H240ZM55 137V136H54ZM63 137V136H62ZM72 137V136H71ZM71 137H70V139H71ZM84 137V136H83ZM105 137H107V136H105ZM105 137H103V138H105ZM111 137V139L113 138L112 136H110ZM116 137H117V134H116ZM118 137H119V135H118ZM132 137V136H131ZM134 137V136H133ZM175 137V136H174ZM44 138H45V136H44ZM43 138V139H44ZM56 138V137H55ZM79 138H81V137H79ZM120 138H121V136L118 138L119 140H120ZM124 138V139H125ZM141 138V137H140ZM172 138H173V134H172ZM203 138V137H202ZM236 138V137H235ZM239 138V137H238ZM47 139V138H46ZM52 139H54V138H52ZM66 139V138H65ZM87 139V138H86ZM118 139H115V140H118ZM125 139V140H126ZM134 138H132V140H133ZM176 139H177V137H176ZM197 139H198V137H197ZM75 140V139H74ZM82 140H83V138H82ZM113 140H114V138H113ZM118 140V141H119ZM122 140V139H121ZM120 140V141H121ZM131 140V139H130ZM137 140V139H136ZM236 140H238V139H236ZM46 141V140H45ZM49 141V140H48ZM56 141H57V139H56ZM55 141V142H56ZM68 141V140H67ZM107 141V140H106ZM119 141V142H120ZM123 141V140H122ZM135 141V140H134ZM174 141V140H173ZM239 141H240V138H239ZM40 142H41V140H40ZM39 142V143H40ZM58 142V141H57ZM65 142V141H64ZM69 142V141H68ZM72 142V141H71ZM83 142H85V141H83ZM88 142V141H87ZM104 142V141H103ZM119 142L117 143L116 141L112 144V146H111V149H113V151L115 150V148H117V147H119V145H120V150L121 149H124V148H121V144H119ZM126 142V141H125ZM129 142V141H128ZM133 142V141H132ZM194 142V143H193ZM199 142V141H198ZM235 142H237V141H235ZM37 143V142H36ZM45 143V142H44ZM50 143H53V142H50ZM62 143V142H61ZM80 143H82V142H80ZM106 143V142H105ZM121 143V142H120ZM233 143H234V141H233ZM46 144H48L47 142H46ZM69 144V143H68ZM87 144V143H86ZM90 144V143H89ZM102 144H104V143H102ZM127 144V143H126ZM124 145V147L125 148H127L126 146H128V145ZM130 144V143H129ZM231 144V143H230ZM45 145V144H44ZM55 145H57L56 143H55ZM58 145H59V143H58ZM62 145V144H61ZM84 145H85V143H84ZM83 144H82V146H84ZM175 145V144H174ZM209 145V144H208ZM34 146V145H33ZM54 146V145H53ZM63 146H65V145H63ZM72 146V145H71ZM70 146V147H71ZM80 146H81V144H80ZM87 146H88V144H87ZM206 146V145H205ZM205 146H204V148H205ZM37 147V146H36ZM35 147V148H36ZM45 147V146H44ZM49 147H51V146H49ZM60 147V146H59ZM66 147V146H65ZM70 147H67V148H70ZM90 147V146H89ZM88 147V148H89ZM193 147H195V146H193ZM197 147V146H196ZM195 147V148H196ZM207 147V146H206ZM41 148V147H40ZM52 148V147H51ZM55 148H58V147H55ZM54 148V149H55ZM83 148V147H82ZM93 148V147H92ZM92 148H91V150H92ZM99 148V147H98ZM102 148V147H101ZM129 148H130V146H128V149L127 150H129ZM203 148V149H204ZM38 149V148H37ZM41 149H44L43 147L41 148ZM45 149H46V147H45ZM47 149H48V147H47ZM71 149V148H70ZM85 149V148H84ZM103 149V148H102ZM125 150V149H124ZM126 150V151H127ZM131 150V149H130ZM197 150V149H196ZM206 150V149H205ZM46 151V150H45ZM98 151H100V148H99V150ZM105 151V150H104ZM112 151V152H113ZM119 151V150H118ZM118 151L116 152V153H118ZM125 151V152H126ZM195 151V150H194ZM210 151V150H209ZM74 152V151H73ZM92 152H94V151H92ZM91 152V153H92ZM128 152V151H127ZM131 152V151H130ZM130 152H128V153H130ZM196 152V151H195ZM201 152H203V150H201ZM86 153V152H85ZM101 153V152H100ZM108 153V152H107ZM187 153H189V151L187 152ZM193 153V152H192ZM192 153H190V156H192L191 154ZM230 153V152H229ZM232 153H233V151H232ZM40 154V153H39ZM38 154V155H39ZM70 154V153H69ZM80 156H82L81 155V152H79L78 153ZM108 154H110V152L108 153ZM113 154H114V152H113ZM125 154V153H124ZM124 154H123V156H124ZM178 154V153H177ZM184 154V153H183ZM186 154V153H185ZM71 155H73V153L71 154ZM117 155V154H116ZM122 155V154H121ZM126 155H127V153H126ZM131 155V153L128 155V156H130ZM188 155V154H187ZM196 155V154H195ZM195 155L193 156V157H195ZM232 155V154H231ZM75 156V155H74ZM84 156V155H83ZM105 156V155H104ZM109 156V155H108ZM111 156V155H110ZM189 156V157H190ZM71 157V156H70ZM76 157V156H75ZM78 157V156H77ZM88 157H89V155H88ZM90 157H92L91 156V154H90ZM97 157V156H96ZM126 157V156H125ZM188 157V156H187ZM202 157V156H201ZM81 158V157H80ZM79 158V159H80ZM113 158H114V156H113ZM116 158V157H115ZM119 158H122L121 156L119 157ZM124 158V157H123ZM73 159H74V157H73ZM78 159V160H79ZM82 159V158H81ZM86 159V158H85ZM84 159V160H85ZM89 159V158H88ZM92 158H90V160H91ZM117 159V158H116ZM115 159V160H116ZM176 159H177V157H176ZM183 159V158H182ZM186 159V158H185ZM188 159V158H187ZM199 158H197L196 160H198ZM87 160V159H86ZM96 160H97V158H96ZM114 160V161H115ZM122 160H124V159H122ZM179 160V159H178ZM181 160V159H180ZM179 160V161H180ZM216 160V159H215ZM74 161V160H73ZM76 161V160H75ZM95 161V160H94ZM105 161V160H104ZM177 161V160H176ZM178 161V162H179ZM191 161V160H190ZM116 162H118V160L116 161ZM119 162H120V160H119ZM131 162V161H130ZM181 162V161H180ZM183 162V161H182ZM189 162V161H188ZM194 162V161H193ZM193 162H191V163H193ZM82 163V162H81ZM105 163V162H104ZM106 163H108V162H106ZM111 163V162H110ZM121 163V162H120ZM120 163H119V165H120ZM129 163V162H128ZM177 163V162H176ZM185 163V162H184ZM48 164V163H47ZM50 164V163H49ZM48 164V165H49ZM83 164H86V163H84L83 162ZM93 164H95V163H93ZM116 164H118V163H116ZM181 164V163H180ZM214 164V163H213ZM87 165V164H86ZM85 165V166H86ZM105 165V164H104ZM125 165V164H124ZM193 165V164H192ZM196 165V164H195ZM199 165V164H198ZM197 165V166H198ZM212 165V164H211ZM108 166V165H107ZM110 166V165H109ZM113 166H114V164H113ZM128 166V165H127ZM187 166V165H186ZM30 167V166H29ZM32 167V166H31ZM81 167V166H80ZM84 167V166H83ZM117 167V166H116ZM121 166H119V168H120ZM129 167V166H128ZM212 167V166H211ZM87 168V167H86ZM89 168V167H88ZM91 168V167H90ZM107 168V167H106ZM118 168V167H117ZM177 168V167H176ZM175 168V169H176ZM181 168V167H180ZM210 168V167H209ZM28 169V168H27ZM80 169H83V168H80ZM92 169V168H91ZM185 169V168H184ZM187 169H189V168H187ZM213 169H215V168H213ZM89 170V169H88ZM119 170V169H118ZM122 170V169H121ZM125 170V169H124ZM123 170V171H124ZM176 170H178V169H176ZM175 170V171H176ZM85 171V170H84ZM106 171V170H105ZM110 171V170H109ZM108 171V172H109ZM125 171H127V170H125ZM209 171V170H208ZM213 171H215V170H213ZM184 172V171H183ZM212 172V171H211ZM87 172H85L84 174H86ZM120 173V172H119ZM175 173V172H174ZM177 173H178V171H177ZM176 173V175H178ZM213 173V172H212ZM83 174V173H82ZM120 174H122V173H120ZM141 174V173H140ZM143 174V173H142ZM124 174H122V176H123ZM205 175H207V174H205ZM107 176V175H106ZM119 176V175H118ZM125 176V175H124ZM182 176H183V174H182ZM90 177V176H89ZM108 177V176H107ZM178 177V176H177ZM177 177L176 178H174V179H177ZM208 177V175L206 176V178ZM86 178V177H85ZM112 179H113V177H111ZM121 178V177H120ZM124 178V177H123ZM143 178V177H142ZM142 178H141V182H142ZM210 178V177H209ZM145 179V178H144ZM148 179V178H147ZM184 179V178H183ZM118 180H119V178H118ZM88 181V180H87ZM94 181V180H93ZM146 181V180H145ZM148 181V180H147ZM85 182V181H84ZM89 183V182H88ZM117 183H119L120 184V182H117ZM170 183H171V181H170ZM169 183V185H172V184H170ZM178 183V182H177ZM109 184V183H108ZM115 184H116V182H115ZM142 184V183H141ZM184 184H185V182H184ZM97 185V184H96ZM140 185V184H139ZM175 185V184H174ZM80 186H81V184H80ZM86 186V185H85ZM91 186H94V185H91ZM178 186H180V185H178ZM172 187V186H171ZM181 187V186H180ZM170 188V187H169ZM178 188V187H177ZM81 189V188H80ZM176 189V188H175ZM180 189V188H179ZM185 189H186V187H185ZM82 190H84V189H82ZM87 190V189H86ZM172 190V189H171ZM170 190V191H171ZM92 191V190H91ZM179 191V190H178ZM186 191V190H185ZM179 192H181V191H179ZM86 194V193H85ZM82 196V195H81ZM80 196V197H81ZM262 197H264V196H262ZM122 198V197H121ZM123 199V198H122ZM124 200V199H123ZM251 200V199H250ZM260 199H258V201H259ZM253 201V200H252ZM263 201V200H262ZM126 203V202H125ZM253 203V202H252ZM233 204V203H232ZM257 204H259V203H257ZM262 204V203H261ZM260 204V208H261V206H263V205H261ZM155 205V204H154ZM253 205V204H252ZM256 205V204H255ZM231 206V205H230ZM240 206H241V204H240ZM254 206V205H253ZM149 207H151V206H149ZM149 207H147V209L149 208ZM144 208V207H143ZM153 208H156L157 209V213L160 211H158V206H153ZM152 207H151V209H153ZM161 208V207H160ZM230 208V207H229ZM238 208V204H233V206H231V209L232 210H230V212H229V214H235L234 213V211L236 210ZM243 208V207H242ZM254 208H255V206H254ZM256 208H257V206H256ZM255 208V209H256ZM151 209L149 210L148 209V212L150 211L151 212ZM134 210V209H133ZM155 212L154 213H152V214H155L156 213V210L155 209H153ZM261 210V209H260ZM132 211V210H131ZM161 211H162V208H161ZM163 211H165L166 212V210H163ZM163 211H162V213H161V216H157L158 217V219H160V217H162L163 218V214L165 213H163ZM238 210H236L235 212H237ZM241 211V210H240ZM256 211H258V210H256ZM133 212V211H132ZM141 212V211H140ZM247 212V211H246ZM259 212V211H258ZM263 212V211H262ZM262 212L261 213H258L259 215H261L262 214ZM146 213V212H145ZM156 213V214H157ZM160 213V212H159ZM158 213V215H160ZM239 213V212H238ZM241 214L243 213V210H242V212H240ZM245 213V212H244ZM264 213V212H263ZM149 214V213H148ZM228 214V215H229ZM237 214V213H236ZM240 214V215H241ZM248 214V213H247ZM257 214V215H258ZM130 215V214H129ZM137 215V214H136ZM149 215H151V214H149ZM164 215H166V214H164ZM238 216V218L239 217H241V216ZM244 215V214H243ZM259 215H258V217H259ZM263 215V214H262ZM261 215V216H262ZM234 216H236V215H234ZM236 216V217H237ZM245 216H246V213H245ZM244 216V217H245ZM251 216V215H250ZM155 217H156V215H155ZM165 217V216H164ZM231 217H233L232 215H231ZM248 217V216H247ZM252 217V216H251ZM254 217V216H253ZM256 217V216H255ZM258 217H256V218H258ZM152 218H154V217H152ZM151 218V219H152ZM161 218V219H162ZM256 218H253V219H255V220H253L252 218V220H251V228L253 229V231H252V234H254L255 233V231H256V229H258V231H259V228L260 227H262L261 225V219L260 220H258V219H256ZM260 218V217H259ZM262 218V217H261ZM164 219V218H163ZM230 219V218H229ZM232 219V218H231ZM230 219V220H231ZM240 219V218H239ZM242 219H247V218H242ZM241 219V220H242ZM154 220H155V218H154ZM229 220V221H230ZM233 220V219H232ZM231 220V221H232ZM240 220V221H241ZM250 220V219H249ZM152 221V223H154L155 224V222L157 221V222H159L158 220H157V218H156V221L155 222H153V219L151 220ZM236 221H238L237 219H236ZM240 221H239V227H240V224L242 225V222L240 223ZM242 221H244V220H242ZM246 221V220H245ZM156 222V224H158ZM232 222H234V224H236V222H235V220L234 221H232ZM232 222H229L228 224H227V226H226V230L224 231V233H229V232H232V231H238L239 233H241L242 234V229H240V228H236L235 226H232L233 225V223ZM159 223H161V222H159ZM244 223V222H243ZM145 224H148L147 222H145ZM154 224H152V226L154 225ZM162 226L164 225L163 224V220H162ZM161 224H160V226H161ZM149 225H150V223H149ZM238 225V224H237ZM246 225V224H245ZM151 226V227H152ZM159 226V224L157 225V227ZM153 227H156L155 225L153 226ZM156 227V228H157ZM149 229H150V227H148ZM152 229H154V228H152ZM158 229V228H157ZM243 229H244V226H243ZM111 230V229H110ZM113 230H115V229H113ZM155 230V229H154ZM159 230V229H158ZM157 231V230H156ZM116 232V231H115ZM121 232V231H120ZM138 233V232H137ZM157 233V232H156ZM160 233V232H159ZM158 233V234H159ZM237 233V232H236ZM259 233V232H258ZM260 233H262V232H260ZM236 235V234H235ZM252 239V238H251ZM142 243V242H141ZM140 243V244H141ZM134 244V243H133ZM132 244V245H133ZM136 244H138V243H136ZM135 244V245H136ZM134 245V246H135ZM143 246H146L145 244H142ZM138 246V245H137ZM136 246V247H137ZM137 249H138V247H137ZM140 249V248H139ZM143 249H144V247H143ZM146 249H149V248H146ZM134 250V249H133ZM141 250H142V247H141ZM145 250V249H144ZM138 251V250H137ZM140 251V250H139ZM143 251V250H142ZM142 251H141V253H142ZM147 251V250H146ZM205 252V251H204ZM207 252V251H206ZM144 253V252H143ZM148 253V252H147ZM146 253H144V255H145ZM142 255V254H141ZM144 255H142V256H144ZM203 256V255H202ZM210 255H208V256H206V258H205V256L204 257H200V259H201V263L202 264H219V263H217L216 262V260L214 261L212 258H210L209 257ZM57 260H58V258H57ZM56 260V258H55V260L54 261H57ZM63 260H64V258H63ZM62 260V261H63ZM61 261V260H60ZM59 261V262H60ZM48 262V261H47ZM58 262V261H57ZM187 262H189V261H186L185 262V264L187 263ZM64 263V262H63ZM38 264V263H37ZM50 264V263H49ZM65 264V263H64ZM149 264H150V262H149ZM176 264V263H175ZM189 264V263H188Z\"/></svg>",
	"mask_w": 264,
	"mask_h": 264
}]
</instances>
